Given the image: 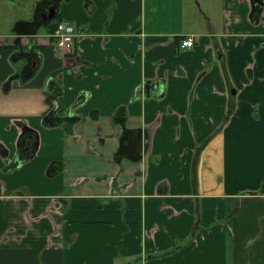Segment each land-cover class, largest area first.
Segmentation results:
<instances>
[{
  "label": "crops",
  "instance_id": "0c3cea01",
  "mask_svg": "<svg viewBox=\"0 0 264 264\" xmlns=\"http://www.w3.org/2000/svg\"><path fill=\"white\" fill-rule=\"evenodd\" d=\"M252 4L0 0V264H264V7ZM62 19L75 41L59 55ZM53 103L79 116L72 132L46 124ZM22 122L40 149L7 169Z\"/></svg>",
  "mask_w": 264,
  "mask_h": 264
},
{
  "label": "built area",
  "instance_id": "2783aa9c",
  "mask_svg": "<svg viewBox=\"0 0 264 264\" xmlns=\"http://www.w3.org/2000/svg\"><path fill=\"white\" fill-rule=\"evenodd\" d=\"M51 36L59 55L72 51L75 41V28L69 21L66 19L58 21ZM196 39V34L187 35L182 39V46L191 48L195 45Z\"/></svg>",
  "mask_w": 264,
  "mask_h": 264
},
{
  "label": "flooded vegetation",
  "instance_id": "af4514ba",
  "mask_svg": "<svg viewBox=\"0 0 264 264\" xmlns=\"http://www.w3.org/2000/svg\"><path fill=\"white\" fill-rule=\"evenodd\" d=\"M52 8H54V7H52ZM255 9H254V11H255ZM52 12H53V10L50 9V10H48V13L45 14V15H48V14H50ZM257 12H260V10H258ZM158 85H160V87H161L162 86V82L158 81ZM25 125H27V124H25ZM28 128H30V129H28V131H31V132L29 134H27V135H23V137H22V133H21V135H20V137L18 139L19 150H18L17 154H18V158L20 159L21 162H20L19 165H17L18 162H16L15 163L16 166H13L11 168L22 166L23 164L27 163L28 161L34 159L37 156V154H38V151L40 149V142H41L40 134H39L38 131L34 130L33 128H31L29 126H28ZM28 139H29V142H28ZM24 152H26L27 154H26V156L24 158H22V155L24 154ZM124 155L121 156V159L125 158ZM13 159H15V158H13ZM121 159H120V161H121ZM16 161H18V160H16ZM61 164L62 163H55L54 165H51L50 168H49V172L53 173V174H56L57 172L62 170L63 166ZM7 167H8V164H7Z\"/></svg>",
  "mask_w": 264,
  "mask_h": 264
},
{
  "label": "water",
  "instance_id": "95a60500",
  "mask_svg": "<svg viewBox=\"0 0 264 264\" xmlns=\"http://www.w3.org/2000/svg\"><path fill=\"white\" fill-rule=\"evenodd\" d=\"M253 6V9H255V10H260V12L262 11V9H263V7H264V0H253V4H252ZM51 10H53V12L52 13H50V14H48V15H44V17L45 18H53L54 16H55V13H56V11H55V9L54 8H51ZM259 12V13H260ZM19 43H20V48L22 49V51L24 50V45L22 44V39H20V41H19ZM14 78L15 77H11L10 79H9V81L6 83V86H5V88H10L11 87V84H12V81L14 80ZM159 85H158V82H152V81H147L146 82V88H147V90H151V89H153V90H158V89H156L157 87H158ZM57 97H58V94L56 93V92H54V94L51 96V102H54L56 99H57ZM60 107H61V105H59L57 108H56V113L60 110ZM65 116V115H64ZM22 124H23V128H22V133L23 132H26V131H28V129H30V128H28V126L27 125H25V123L24 122H22ZM17 147H18V150H19V146H18V143H17ZM18 150H17V152H18ZM17 152H16V154L12 157V158H10V159H8L7 160V163H8V167H7V169H10L11 167H13V166H16V162H18V164L17 165H19L20 164V159L18 158V154H17ZM2 154L4 155V157L5 158H7L8 157V155H9V151H8V149H4L3 151H2ZM13 158H15V159H13ZM16 160H18V161H16Z\"/></svg>",
  "mask_w": 264,
  "mask_h": 264
},
{
  "label": "trees",
  "instance_id": "16d2710c",
  "mask_svg": "<svg viewBox=\"0 0 264 264\" xmlns=\"http://www.w3.org/2000/svg\"><path fill=\"white\" fill-rule=\"evenodd\" d=\"M257 11L258 10H255V12H253L256 14V16L259 14V12H257ZM59 103H60V101H59ZM57 106H58V104H56V103L51 104V109H49V111L46 114H44L46 124L48 126L49 125L54 126V125H57V124H60L61 122H63L67 127H70L69 130L72 131V126L78 120L79 116H71V117L64 116V117H62L58 113H56ZM124 120H126V117ZM30 132L31 131L23 132L22 137H23V135H27Z\"/></svg>",
  "mask_w": 264,
  "mask_h": 264
},
{
  "label": "rangeland",
  "instance_id": "374dc122",
  "mask_svg": "<svg viewBox=\"0 0 264 264\" xmlns=\"http://www.w3.org/2000/svg\"><path fill=\"white\" fill-rule=\"evenodd\" d=\"M203 2H206V0H195V3L198 5V4H202ZM204 6V5H202ZM212 18L216 21H221L222 20V16H221V10L219 8H216L213 6V9H212V13H210ZM55 48V47H54ZM56 49V48H55ZM57 53H58V50L56 49ZM64 55V54H63Z\"/></svg>",
  "mask_w": 264,
  "mask_h": 264
}]
</instances>
